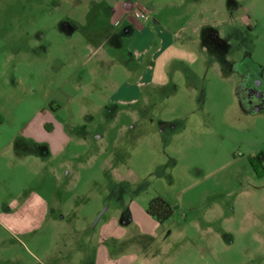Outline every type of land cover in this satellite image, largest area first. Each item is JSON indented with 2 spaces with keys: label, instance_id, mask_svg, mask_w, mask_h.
Segmentation results:
<instances>
[{
  "label": "rangeland",
  "instance_id": "1",
  "mask_svg": "<svg viewBox=\"0 0 264 264\" xmlns=\"http://www.w3.org/2000/svg\"><path fill=\"white\" fill-rule=\"evenodd\" d=\"M135 1L198 62L172 60L128 106L112 84L143 67L107 1L92 4L78 58L55 12L81 3L0 0V264H264V175L249 164L264 153V0ZM57 108L70 141L51 162L25 140ZM37 152L48 160L26 159ZM36 197L54 210L23 234L15 213ZM155 198L172 209L162 223Z\"/></svg>",
  "mask_w": 264,
  "mask_h": 264
},
{
  "label": "crops",
  "instance_id": "2",
  "mask_svg": "<svg viewBox=\"0 0 264 264\" xmlns=\"http://www.w3.org/2000/svg\"><path fill=\"white\" fill-rule=\"evenodd\" d=\"M73 1L81 3V7H67V9L57 10L55 14L58 18L68 19V22L65 23L66 26L63 29V36L68 37V41H74V43L77 44L73 48L67 45V50H72L73 55H76L79 58L81 56L85 57V51L90 46V44H87L86 28L87 18L91 14L92 4L97 1L102 2L103 0ZM105 1L108 2V6L110 7L109 12L110 16H112V24L117 28H123L126 36L131 32V36L134 37L130 43V47L132 52H136L138 56L133 66L137 65L143 67L134 83H126L121 87H118V85L114 83L112 84V87L114 88L112 99L118 103L128 106L134 105L139 100L144 99L146 88L165 83V69L172 60L192 66L198 62L194 57H186L187 52L183 49L176 48L171 43L170 38H168L170 41L168 43L166 41L167 34L162 28L153 31L154 21H152L151 18L146 16V19L140 21L135 16V12L137 11H145L144 13L146 15L147 13L154 11V6L151 3L142 6L141 2L135 0ZM156 37H159L161 46L157 49L154 57L146 59V54L150 52ZM102 47L101 44H98L94 48V52L100 53ZM80 52H82V55ZM167 54H170L171 58H167ZM133 66H131V68ZM129 74L131 76L133 75V69H130ZM59 111L60 109L57 108L56 112L53 110H50L49 113L46 112L45 114H47V117L45 116L33 121L29 125V131L26 133L27 138L25 141L33 145L38 152L39 150H47L51 162L56 161L58 153L62 151L64 145L70 141L61 127L52 120L54 114ZM38 152L36 154L27 155L26 159H34V162L48 160L45 154L40 156ZM14 159H18L17 155H13L10 158V163L13 164L15 161ZM58 168L62 171H67L66 175L70 174V168L67 162L63 161L58 163ZM52 169L54 171V167H52ZM53 210L54 208L50 207L48 202H44L39 197H36V200L33 202H24L21 208L15 213V225L16 227L19 225L22 226L23 234H26L29 231H33L37 225L39 226L40 223L49 216L50 211L52 212ZM50 216L54 219L53 213H51Z\"/></svg>",
  "mask_w": 264,
  "mask_h": 264
},
{
  "label": "trees",
  "instance_id": "3",
  "mask_svg": "<svg viewBox=\"0 0 264 264\" xmlns=\"http://www.w3.org/2000/svg\"><path fill=\"white\" fill-rule=\"evenodd\" d=\"M250 167L258 175H264V153H259L249 159ZM147 213L155 217L157 222L166 221L172 214L170 205L161 198H155L148 204Z\"/></svg>",
  "mask_w": 264,
  "mask_h": 264
},
{
  "label": "built area",
  "instance_id": "4",
  "mask_svg": "<svg viewBox=\"0 0 264 264\" xmlns=\"http://www.w3.org/2000/svg\"><path fill=\"white\" fill-rule=\"evenodd\" d=\"M135 16H136L138 19H141V20L146 19V14H145L144 12H141V11H137V12H135Z\"/></svg>",
  "mask_w": 264,
  "mask_h": 264
},
{
  "label": "flooded vegetation",
  "instance_id": "5",
  "mask_svg": "<svg viewBox=\"0 0 264 264\" xmlns=\"http://www.w3.org/2000/svg\"><path fill=\"white\" fill-rule=\"evenodd\" d=\"M248 28V27H247ZM250 91V90H249Z\"/></svg>",
  "mask_w": 264,
  "mask_h": 264
}]
</instances>
